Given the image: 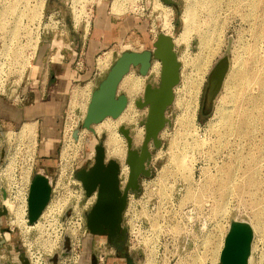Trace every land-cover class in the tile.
Masks as SVG:
<instances>
[{
  "label": "rangeland",
  "instance_id": "rangeland-1",
  "mask_svg": "<svg viewBox=\"0 0 264 264\" xmlns=\"http://www.w3.org/2000/svg\"><path fill=\"white\" fill-rule=\"evenodd\" d=\"M113 1L0 0V98L26 108L41 97L48 100L55 79L65 80L49 119L15 122L0 115V206L9 210L0 217V242L6 241L0 264H22V253L31 264L38 258V264L108 261L112 245L86 232L95 199L76 178L93 165L95 148L107 135L83 127L90 97L123 52L153 48L163 11L173 14L175 38L186 10L192 17L190 39L176 45L180 83L190 73L204 75L199 104L195 114L179 110L175 101L167 109L171 125L161 133L162 147L152 144V174L142 176L141 193L130 192L124 254L131 253L137 264H219L231 222L238 220L258 223L251 264H264V0H174V5L120 0L118 15L112 13ZM101 10L107 24L97 25ZM128 20L137 27L119 37ZM207 32L210 42L202 46ZM131 40L136 46H128ZM106 56L109 61L101 66L99 59ZM225 56L229 73L213 107H207L210 75ZM203 61L207 66L199 70ZM66 66L69 76L62 73ZM130 74L142 77L139 68ZM160 78L145 86L158 87ZM119 93L126 94L122 86ZM143 98L144 90L136 101ZM48 134L55 145L51 157L45 153ZM180 158L187 169L179 166ZM37 172L50 178L53 194L40 223L30 229L23 203Z\"/></svg>",
  "mask_w": 264,
  "mask_h": 264
},
{
  "label": "water",
  "instance_id": "water-1",
  "mask_svg": "<svg viewBox=\"0 0 264 264\" xmlns=\"http://www.w3.org/2000/svg\"><path fill=\"white\" fill-rule=\"evenodd\" d=\"M167 5H174V0H162ZM154 59L161 61L162 72L160 85L146 86L143 99L136 106L143 110L149 107L146 126V138L140 148L134 149L131 131L121 126L119 131L128 143L127 163L130 167L129 179L125 187L121 186L120 164L114 159H107L105 148L106 135L102 136L96 146L95 160L91 167L83 168L76 173V178L82 183L88 197L96 196L95 203L86 215L87 232L92 237H103L112 245L126 243L128 229L124 226V213L128 205L130 192L141 193L140 179L150 177L153 160L152 144L156 149L162 147L160 135L171 121L167 118V109L174 103L175 87L180 83L181 68L176 52L174 37L161 31L152 49L143 51H125L109 68L105 78L92 92L83 127L95 133L93 126L102 123L107 118L118 119L125 111L129 99L126 94H120V84L132 68H139V74L146 76ZM231 61L225 56L216 65L210 75L207 92V107H213L220 94ZM53 194V185L48 176L41 172L32 178L28 197V221L35 224L40 220L48 207ZM5 205L0 206V217L8 215ZM1 224V222H0ZM254 230L246 221L233 220L225 237L219 264H250ZM3 240L0 242L5 243ZM70 244V236L66 237ZM64 255H69V250ZM22 264H31L25 253L20 257Z\"/></svg>",
  "mask_w": 264,
  "mask_h": 264
},
{
  "label": "bare ground",
  "instance_id": "bare-ground-1",
  "mask_svg": "<svg viewBox=\"0 0 264 264\" xmlns=\"http://www.w3.org/2000/svg\"><path fill=\"white\" fill-rule=\"evenodd\" d=\"M155 8H158V7H155ZM112 13L115 15H118L120 13V0H114L113 1ZM172 17H173L172 12H170V11L169 12L168 11L162 12L163 21L161 24V29L164 33L171 35V36H173L172 32H173V28H174V25L172 22ZM182 20H183V27L184 28H183V31L181 32V34H179L178 36H176L174 38L176 45L187 42L188 38L190 36L192 17L189 14V10H186V12L183 14ZM207 33L206 34L204 33L201 35V45L202 46H206L210 42V41L208 42V40L210 38V35H209L210 32H207ZM136 43L137 42L135 40H131L128 43V46L133 45V44H134V46H136ZM109 56L110 55H108V57ZM108 57L107 56L101 57L99 59V64L101 66L106 64L109 61L108 59L110 58V57L109 58ZM154 60H156L157 62L154 64V61H153L152 67L146 76L141 75L142 76L141 78L140 77H133V76H131V74H130L131 72H130L129 74H127L125 76V78L121 82L120 87L121 86L123 87V90L125 91V93L128 96V99H129L128 105H127L125 111L123 112V114L118 119H116L115 121H111V120H109L110 118H107L102 123L95 125L96 127L94 128V131L98 136L102 132H107L106 139H105V148H106V153H107V159H109V160L114 159L120 164V168H121L120 178L124 184L126 183L127 179H129V174H130V167L127 163L128 143H127L126 138L120 133V131H119L120 127L119 126L125 125L128 129H130L131 136L133 138V147H135V148H141L142 147V145L145 141L147 132H146V126L144 124L140 125V121L142 120V118H145V117L148 118L149 107H146L143 110L139 109L136 106V102H137L136 98L142 93L143 90H144V95H145V90H146V86H147V85L145 86L146 80H149L150 82H154V81H157L160 77V74H161L160 62L161 61H159L157 59H154ZM205 66H207V64L205 61H203L199 70L205 68ZM203 81H204V75L201 76V75H195V74L190 73V74L186 75L184 80L175 87V90H174L175 99H174V101H175L176 107L179 110H181V111L185 110L188 113H191V112H193L194 114L196 113L197 106L199 104L201 91H202ZM144 86H145V89H144ZM79 96H80V93H76V95L74 96V98L72 100V105H73L72 107L73 108L78 103L77 101H78ZM90 100H91V97H90ZM146 121H147V119H146ZM174 142H175V140H173L172 145H174ZM185 160L186 159L182 158L181 160L178 161L179 166L182 169H187V167H186L187 162L185 163ZM28 182H29V187H28V190H29L30 186H31V182H32L31 179H29ZM195 195L194 196L192 195V196L199 201L200 196H198V194H197V196H195ZM28 197H29V192L27 193L25 201L23 203L24 204L23 205V207H24L23 212L25 215L28 214ZM60 208H61V206H60ZM18 217L20 219L19 223L20 222L22 223L20 213H19ZM42 217H43V215H42ZM40 220H41V218H40ZM40 220L37 221L35 224H31V226L29 225L28 228H30V229L35 228L40 223ZM251 226L254 230V235H255V232H259L258 223H256V225H251ZM224 241H225V239H224ZM223 247H224V243H223L222 249H223ZM222 249H221V251H222ZM253 253H254V248L252 247V257H253ZM220 256H221V253H220ZM252 257L250 259V264L252 261ZM216 258H218V257H216ZM39 260H40V258H38L37 264L39 263Z\"/></svg>",
  "mask_w": 264,
  "mask_h": 264
},
{
  "label": "crops",
  "instance_id": "crops-1",
  "mask_svg": "<svg viewBox=\"0 0 264 264\" xmlns=\"http://www.w3.org/2000/svg\"><path fill=\"white\" fill-rule=\"evenodd\" d=\"M107 19H108V17L104 13V11L101 10L99 12L97 25L98 24L99 25L107 24ZM113 25H115V24H113ZM128 27H131V28L137 27V21L128 20L127 24L123 23L121 25V29L123 31L119 33V37H122L123 32L125 30H127ZM98 30L101 31V28L99 27ZM62 73L64 75H68V76H69V74H72L70 67H67V66L65 68V71H63ZM63 78H64V76H62L58 79H55V81H56L55 87L56 88H54L53 91L50 93L48 100L43 99V97H41L40 101L38 100V102L35 105L29 106L26 108H17V107L13 108V107H11V105L7 104L4 99L0 98V115L5 116L7 118L9 117V119H11L12 121H15V122L22 121L23 119H29V118L42 119V117H45L44 119H47V118L49 119L52 107L56 108V104L61 100V96H62L61 93H56V92L62 91L61 89H63V86L65 84V80ZM52 79H54V78H52ZM50 126H53V124L50 123ZM50 130L53 131V129H50ZM47 136L49 138L48 139L49 141L47 140L45 142V146H46L45 147V153H50L49 155L51 157L55 153V145L52 142V139H53L52 135L48 134ZM110 249H111V251L109 253L110 258L108 259V261L105 264H128L127 255L123 254L122 257L117 258L115 255L114 246H111ZM92 253L94 254V252H92ZM91 263H92V261L89 262V264H91ZM100 264H102V263H100Z\"/></svg>",
  "mask_w": 264,
  "mask_h": 264
},
{
  "label": "flooded vegetation",
  "instance_id": "flooded-vegetation-1",
  "mask_svg": "<svg viewBox=\"0 0 264 264\" xmlns=\"http://www.w3.org/2000/svg\"><path fill=\"white\" fill-rule=\"evenodd\" d=\"M138 149H140V148H138ZM120 180H121V178H120ZM127 181H128V179H127ZM127 181H126V183H127ZM121 182H122V180H121ZM140 183H141V179H140ZM125 184L122 182L121 183V186L122 187H125L126 186ZM89 198H91L93 200V199H96V196H92V197H89ZM124 247H125V243H122L121 245L114 246V248H115V255H116L117 258L122 257V255L124 254V251H125ZM127 259H128V264H137V262L135 260V257L131 253L127 254ZM91 261H92L91 264H98V263H95L94 257H92V260Z\"/></svg>",
  "mask_w": 264,
  "mask_h": 264
},
{
  "label": "built area",
  "instance_id": "built-area-1",
  "mask_svg": "<svg viewBox=\"0 0 264 264\" xmlns=\"http://www.w3.org/2000/svg\"><path fill=\"white\" fill-rule=\"evenodd\" d=\"M30 190V189H29ZM29 190L27 189V192H26V194H25V198H26V195H27V193L29 192ZM25 198H24V201H25ZM48 208H49V206H48ZM42 218V217H41ZM86 232H87V229H86Z\"/></svg>",
  "mask_w": 264,
  "mask_h": 264
}]
</instances>
